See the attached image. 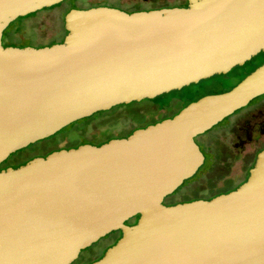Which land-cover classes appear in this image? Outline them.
Returning a JSON list of instances; mask_svg holds the SVG:
<instances>
[{
  "label": "water",
  "instance_id": "95a60500",
  "mask_svg": "<svg viewBox=\"0 0 264 264\" xmlns=\"http://www.w3.org/2000/svg\"><path fill=\"white\" fill-rule=\"evenodd\" d=\"M62 1L0 0V164L95 113L225 75L264 53V0L72 9L60 44L2 46L11 22ZM262 95L264 62L229 91L126 138L0 170V264H71L117 231L92 264H264V150L235 190L163 204L203 164L194 139Z\"/></svg>",
  "mask_w": 264,
  "mask_h": 264
},
{
  "label": "rangeland",
  "instance_id": "374dc122",
  "mask_svg": "<svg viewBox=\"0 0 264 264\" xmlns=\"http://www.w3.org/2000/svg\"><path fill=\"white\" fill-rule=\"evenodd\" d=\"M187 2L188 0H64L50 8L42 9L26 17L17 18L3 31L1 42L4 46L12 45V47L18 48L58 44L66 35L63 27L65 15L72 9L85 10L97 6H109L127 11H146L154 7H184ZM261 55L262 53L251 60L260 59L259 56ZM245 64H248V62ZM244 66L235 67L225 75H215L197 84L171 91L152 100L133 102L128 106L123 105L121 108L114 107L106 112L95 113L88 118L64 127L50 137L30 144L9 155L2 163V167L16 162L26 164L32 159L44 158L51 153L74 149L81 145H102L110 140L128 137L129 132L135 127H138V129L146 128L162 120L172 118L186 105L204 96L229 91L252 68L248 65ZM260 97L252 100L247 106L253 105ZM102 113L107 114L98 117ZM229 118L227 117L195 138L205 155V161L190 179L184 181L171 195L164 198V205L206 199L213 193L229 191L242 183L246 175L238 170L242 167L241 160L235 162V170L232 175L228 176L229 179H225L218 172H210L209 158L211 156L208 155V141L215 138L217 133L228 125ZM90 119L93 120L89 122ZM225 138L221 137L220 141L223 143L228 142L229 140H225ZM229 138L231 142V137ZM247 150L249 149L247 148ZM248 161L250 159L246 162ZM222 177L223 181L221 180Z\"/></svg>",
  "mask_w": 264,
  "mask_h": 264
},
{
  "label": "flooded vegetation",
  "instance_id": "af4514ba",
  "mask_svg": "<svg viewBox=\"0 0 264 264\" xmlns=\"http://www.w3.org/2000/svg\"><path fill=\"white\" fill-rule=\"evenodd\" d=\"M186 6L187 4L184 7ZM103 7H109V6H103ZM109 8H115V7H109ZM167 8H172V7H167ZM119 10L125 11L127 13L129 12L124 9H119ZM151 10H156V9H151ZM62 41L63 39L60 41V43ZM2 46L8 47L6 45L4 46L3 44ZM48 46L51 45H42L33 48H42ZM263 58L264 56H261L259 60H251L248 62V64H244V65H248L252 67L250 70V72H252L255 68H257L264 62ZM244 65L242 67H245ZM250 72H248L245 76H247ZM247 107L244 109L242 108L241 110L229 116L230 122L228 123V125L223 130H221V132H218L215 138L208 141V155L211 156L209 158L210 172L211 173L218 172L221 175H223L225 179H229L228 176L232 175V172L235 170L234 168L235 162L241 160L242 167L238 168V170H240L244 175H246L242 183L246 181V178L249 175L248 170L254 166L257 155L264 150V95L260 97L258 101L255 102L253 105H250L249 108ZM235 116L237 117L235 118ZM224 136L227 137L225 138ZM221 137L229 141L223 143L220 141ZM229 137H231V142ZM194 142L198 146L200 152L202 153V150L200 149V146L196 142V139H194ZM247 148L249 150H247ZM202 155L205 161V155L203 153ZM249 159L250 161L246 162ZM22 165L24 164H19L16 162L14 164H10L5 167H2V163H1L0 170L2 169L6 170L7 168L16 169ZM221 180L223 181V177ZM242 183H240L238 186H236L235 188L229 191L213 193L206 199H202V200H210L216 196L227 194L238 188ZM175 204L177 203H172L165 206H171ZM136 220L137 217L126 224L128 226L134 225ZM120 238H121V233L119 231L108 234L107 236L99 239L96 243L92 244L89 248L80 251L77 258L71 264H92L93 262L98 261L103 257L107 249L112 247Z\"/></svg>",
  "mask_w": 264,
  "mask_h": 264
},
{
  "label": "trees",
  "instance_id": "16d2710c",
  "mask_svg": "<svg viewBox=\"0 0 264 264\" xmlns=\"http://www.w3.org/2000/svg\"><path fill=\"white\" fill-rule=\"evenodd\" d=\"M161 8H166V7H160V8H151V9H161ZM151 9H148V10H151ZM148 10H146V11H148ZM135 11H137V10H134V11H129L128 13H132V12H135ZM140 11H142V10H140ZM7 46H12V45H7ZM261 56H264V53H262V55ZM260 56V57H261ZM256 60H259V58L258 59H256ZM263 60V59H262ZM262 62V61H261ZM123 105H121V106H117V107H115V108H121ZM128 106V105H127ZM104 114H107V113H102L101 115H99L98 117H100V116H102V115H104ZM98 117H96V118H98ZM96 118H94V119H96ZM91 120H93V119H90L89 120V122L91 121ZM88 123V122H87ZM87 123H85V124H87ZM142 128H144V127H142ZM138 129V127H135L134 129H132L130 132H129V134L128 135H130V134H132V132L133 131H135V130H137ZM127 135V136H128ZM125 138V137H124ZM101 144H96V146H100Z\"/></svg>",
  "mask_w": 264,
  "mask_h": 264
}]
</instances>
